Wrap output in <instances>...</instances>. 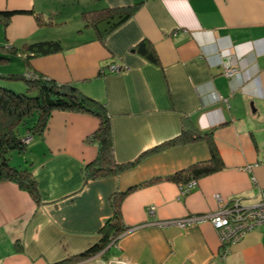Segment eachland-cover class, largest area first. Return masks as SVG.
Instances as JSON below:
<instances>
[{"label":"crops","instance_id":"1","mask_svg":"<svg viewBox=\"0 0 264 264\" xmlns=\"http://www.w3.org/2000/svg\"><path fill=\"white\" fill-rule=\"evenodd\" d=\"M133 6L130 16L116 11L98 27L83 18L90 9ZM0 12L7 58L0 71L37 73L103 103L115 162H135L85 181L84 168L99 153L93 135L100 119L53 111L21 155L39 201L0 181V264H57L81 254L113 216L112 195L147 181L122 201L127 230L107 251L69 264H215L224 251L223 264H264V225L227 253L211 220L223 204L256 205L264 193V0H0ZM45 40L60 41L61 50H24ZM184 127L206 136L150 151ZM213 152L222 167L194 179L183 195L170 176Z\"/></svg>","mask_w":264,"mask_h":264},{"label":"trees","instance_id":"2","mask_svg":"<svg viewBox=\"0 0 264 264\" xmlns=\"http://www.w3.org/2000/svg\"><path fill=\"white\" fill-rule=\"evenodd\" d=\"M135 9L136 6L90 9L83 12V18L86 23L98 27L101 21L106 20L116 11L124 17H128ZM3 13L0 12V17ZM61 48L60 41L45 40L29 44L24 50L32 56H40L60 51ZM5 59L7 58L0 54V61ZM4 81L24 82L26 85L25 91L8 88L4 85ZM55 110L91 113L100 119V127L93 135L99 153L95 161L84 168L85 181L104 176L119 175L135 164V162L129 164L115 162L110 117L103 103L85 95L75 86L60 84L37 73H2L0 71V181L15 182L21 189L28 191L36 201H39V187L33 171L26 167L13 166L10 163V154L13 151L25 152L34 136L43 135ZM205 136L206 134L201 131L184 127L180 136L150 151H158L169 145L186 144L205 138ZM221 167L219 156L213 152L210 161L193 164L189 168L171 175L170 178L183 185L190 180L210 174ZM146 183H149V181L113 194L111 202L114 213L102 226L98 241L81 254L62 260L57 264H69L107 251L118 236L127 230L121 216V204L124 197L130 191Z\"/></svg>","mask_w":264,"mask_h":264},{"label":"built area","instance_id":"3","mask_svg":"<svg viewBox=\"0 0 264 264\" xmlns=\"http://www.w3.org/2000/svg\"><path fill=\"white\" fill-rule=\"evenodd\" d=\"M227 74H232V69L226 66ZM112 70L120 71L121 66L113 64ZM196 181L190 180L189 182L181 185V193L187 195L191 192ZM219 202H223L221 195L217 196ZM150 214H154L156 211L155 206L148 208ZM212 222L218 228L221 243L227 249L234 242L242 238L248 231L255 227L264 225V193H262L261 200L256 205H244L241 201H234L230 205L223 204L221 209L216 212L212 218ZM179 225L184 226V222H178ZM226 252L217 259L215 264H223Z\"/></svg>","mask_w":264,"mask_h":264},{"label":"rangeland","instance_id":"4","mask_svg":"<svg viewBox=\"0 0 264 264\" xmlns=\"http://www.w3.org/2000/svg\"><path fill=\"white\" fill-rule=\"evenodd\" d=\"M28 146H33L32 145V143H30ZM29 148V147H28ZM27 148V149H28ZM27 149H26V151H27ZM25 151V152H26ZM29 151H32V152H34V153H37L38 152V150H37V148H33V149H29ZM24 152H19V151H13L11 154H10V163L13 165V166H16V167H20V165H21V163H22V160L23 159H21V155L23 154ZM38 156V159H39V155H37ZM228 250L229 249H227V253H228ZM224 261V260H223Z\"/></svg>","mask_w":264,"mask_h":264}]
</instances>
